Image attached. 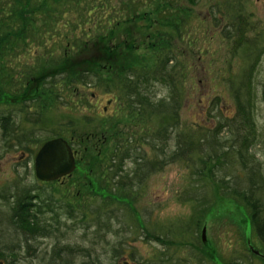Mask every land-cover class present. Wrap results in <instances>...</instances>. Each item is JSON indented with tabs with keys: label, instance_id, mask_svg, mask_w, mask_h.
I'll return each mask as SVG.
<instances>
[{
	"label": "rangeland",
	"instance_id": "obj_1",
	"mask_svg": "<svg viewBox=\"0 0 264 264\" xmlns=\"http://www.w3.org/2000/svg\"><path fill=\"white\" fill-rule=\"evenodd\" d=\"M132 1L134 4H130V0H77L76 3L63 0V5L55 12L41 6L44 10L34 18L39 32L35 40L27 41L19 48L16 57H7L8 69L15 67V78L21 77L20 73H32L35 68H38L35 73L40 74L49 61L63 54L73 57L71 69L88 67V71L97 72L99 64L104 68L112 65L110 74L108 69L97 72L103 77L98 87H69L71 92L65 99L66 106L50 101L53 108L42 123L25 125V128L35 130L40 138L61 135L73 142L77 149L89 148L79 152L77 170L73 176L60 182L58 187L63 190L59 194L47 186L46 193L53 196L54 209L62 208L66 200L65 205L71 202L75 207L89 210L94 195L97 199L95 205L103 203L107 207L101 212L106 210L104 216L112 221V229L120 228L117 233L103 231V215L101 222L92 223L60 214L62 224L53 234L43 237L41 229L26 234L29 244H23L19 251H15L17 264H60L59 252L64 264H119L125 260L131 264H158L159 257L165 259L162 252L167 255L165 264H199L198 259L203 257L205 264H229L234 254L246 251L250 224L244 206L234 203L232 197L224 192L218 193L212 186L213 207L201 223L199 234L193 231L191 220L196 203L183 201L191 193L187 192L190 172L183 162L169 163L161 171L152 173L142 185L138 180L132 185L129 181L126 188L116 192L110 190V179L114 175V169L109 168L113 146L133 145L136 141L142 144L149 159L156 160L152 147L144 145L142 137L155 131L159 125L158 119L148 123L135 111L130 112L124 94L113 85L112 75L122 74L131 67L145 72L156 65L158 57L168 55L171 50L178 63L165 72L176 77V87L182 92L180 118L183 127L194 119L203 125L212 124L208 109L216 98L222 115L231 116L235 113L234 93L245 80L255 50L248 49L247 45L235 50L234 45L238 43L229 35L239 26L246 25L248 41H257L258 48L264 49V0ZM30 8L31 12L35 10ZM149 26L153 29L152 37L147 29ZM51 70L55 72V69ZM140 74L143 73L138 72L132 78L143 90L146 89L145 82ZM255 75L249 85L255 97L252 118L256 127V141L250 153L255 155L258 170L263 175L255 194L263 206L260 196L264 194V55L260 56ZM153 86L152 92L157 93V98H163L170 91L165 83L157 82ZM246 90L244 88L241 92L247 93ZM25 100V97L3 96L0 105H18ZM196 114H199L198 118H194ZM230 136L233 140H229V144L238 146L236 136ZM87 139L89 143H85ZM36 146L33 154L17 150L5 151L0 156V229L3 230L0 237L8 246L15 244V240L7 232L10 220L7 203L11 202L3 199L8 193L5 187L9 188L18 174L28 175L29 182L37 186L34 173ZM168 147L171 149L172 145ZM133 163L128 161L123 165L121 181H125V174H134ZM234 164L230 161V167L220 171V176L237 173ZM250 172L246 174L249 176ZM87 185L89 189H84ZM231 185L243 188V184L231 182ZM111 214L116 218L112 216L111 219ZM51 216L46 213L44 218L52 225ZM188 229L192 230L191 234ZM204 230L207 241L193 245L197 234L202 237ZM17 236L24 240L23 235ZM120 242L125 244L126 257L114 260L111 257L113 249ZM257 246L260 247L258 243ZM88 251L91 257L85 256ZM131 256L135 257L134 262ZM252 264H264V261Z\"/></svg>",
	"mask_w": 264,
	"mask_h": 264
},
{
	"label": "trees",
	"instance_id": "obj_2",
	"mask_svg": "<svg viewBox=\"0 0 264 264\" xmlns=\"http://www.w3.org/2000/svg\"><path fill=\"white\" fill-rule=\"evenodd\" d=\"M62 1L6 0L5 2L0 0V99L3 96H12L13 98L25 97L27 99L18 105H0V156L5 151L17 150L23 153L33 154L35 151L34 145L36 144V147L39 149L48 140L59 137L65 139L61 135L40 138L35 133V130H26L25 125L41 124L46 114L53 108L50 105V101L58 102L61 106H66L65 103L67 100L65 99H67L71 92L69 87H73L74 89L79 86L98 87L97 84L103 82L101 81L103 77L97 72L108 69L109 71L107 73L110 74L112 71V65L111 67L107 65L104 68L100 64L96 66L97 72L88 71L87 69L90 68L81 66L80 70H76V68L71 69L74 61L73 57L68 56V54H63L60 58H54L52 61H49L48 66L45 67L46 69L41 71L40 74L35 73L38 68H35L32 73H27L25 70L26 73H20L19 75L21 77L19 76L17 79L15 78L16 74L14 72L15 67L8 69V65H6L7 57L9 56L11 59L13 56L16 57L18 49L24 47L27 41H34L39 33L34 18H38L42 10H44L43 7L45 9L48 8L50 12H55V9L63 5ZM70 1L73 3L77 2V0ZM129 3L134 4L132 0ZM41 6L43 7L41 8ZM30 7H33L35 10L31 12ZM147 29L152 37V27L149 26ZM245 31H247V26L241 25L229 35V37H233L238 43L234 45L235 50L242 49L245 45L248 46V49L255 50L254 59L249 63L242 86H239L235 93L233 92L235 113L231 116L224 117L218 107L219 99H213L210 103L211 108L208 109L210 111L209 119L213 123H209V125H203L200 121L197 122L194 119L183 127V122L180 118L182 103L180 94L182 92L179 87H176V77L171 73L165 72L168 67L171 68L178 63L176 56L171 50L168 51V55L158 57L155 61L157 62L156 65L146 69L145 72L143 69L139 70L138 68L131 67L122 74L115 73L112 75L113 85L117 88V91L120 90L124 94L130 107V112L135 111L137 115L148 123L153 119H158L159 125L155 131L147 133L143 136L144 138L142 137L143 144L150 148L152 147V151L156 155V160L149 159L147 152L143 151L142 144H137L136 141L133 143V145H136L133 148H131L133 145L128 144H115L113 146L112 163L109 168L111 171L114 169V175L110 179L112 182L110 184L112 187H110V190L116 192V190L126 188L129 181H131L130 184L132 185V183L138 180L142 185L152 173L161 171L169 163L183 162L190 172V184L187 192H191L183 201L196 203L195 213L191 220L194 224L193 231L199 234L203 219L213 207L210 195L212 191L210 186H212L218 193L224 192L226 196L240 201L243 206L249 209L248 211L251 215L254 216L256 214L259 216L258 219L256 218V221H253V229L255 237L262 241L264 245V205L262 206L256 200L255 195L260 188V186H257L259 184L258 181H260V178L263 179V175L258 170L259 163H256L255 155L250 153L252 145H255L256 141V127L254 118H252L253 99L255 97L249 90L252 78L256 76L255 71L258 68L260 56L264 55V49L258 48L259 44L257 41H251L250 43ZM239 39L240 41L238 42ZM77 47L79 48L80 45ZM116 55L119 56L120 54ZM51 69H55V72ZM138 72L143 73L140 76L142 77V81L144 79L146 89L142 90L132 78ZM157 82L165 83V86L170 90L168 91L169 95L167 94L163 98H157V93L152 92V87L154 91L153 84ZM244 88H247V93L241 92ZM137 102L139 104L138 107ZM198 117L199 114H196L194 118ZM230 135L236 136L237 143H239L238 146L233 147L232 144H229V140H233ZM89 141L87 139L85 143H89ZM70 144L78 154L79 152L89 150L88 147L77 149L73 142H70ZM169 145H172L171 149L168 147ZM135 155H137L136 158ZM128 161H133V164H135L134 174L132 176H129V173L125 174V181L123 182L121 181L124 173L123 165ZM230 161H233V164L236 163L234 166L238 170L237 173L233 174L231 172V175L228 176L227 174L228 177L220 176V171H225L230 167ZM247 165V168L244 167ZM248 172H250L249 176L246 174ZM27 176L18 174L9 188L8 186L5 187V192L7 191L8 193L5 194L3 199L5 202H11L7 203L10 209V220H8L9 229H7V232L15 240V244L8 246L5 242H2L0 237V263L2 264H17L15 251H19L23 244H29L26 234H33L35 233V229H41L43 237H47L53 234L56 229L58 230V227L62 224L59 220L60 214L70 216L74 219L78 218L84 222L91 221L92 223H99L101 222V215L104 216L107 213L106 210L105 213L101 212V210L103 211V209L107 208L103 203L98 204L96 202L98 205H95L97 199L94 195L91 196L92 200L90 202L92 203L88 206L89 210L79 206L75 207L71 202L65 205L66 200L62 208L54 209L53 196L46 193L48 190L47 186H50L52 192L59 194L61 192L60 190L63 189H60L58 185L71 176L56 182H41L38 180L37 186L29 182ZM231 182L237 185L243 184V188H237L236 186L233 188ZM104 187L107 189L106 183ZM83 188L89 189V186L87 185ZM42 192L46 194H41ZM202 192H205V195ZM46 195L47 199H45ZM13 198L14 201H12ZM260 199L264 201V194L260 196ZM46 213L52 215L50 220L52 221V225L46 223L48 221L44 218ZM112 216L111 214V219H113ZM113 217L116 218V216ZM102 220L105 224L103 228L100 226L99 230L102 228L103 231L119 232L120 228L118 230L112 229V221H108L109 219L105 218V216ZM1 227L3 229V226ZM12 229L13 231L11 232ZM2 231L0 229V233ZM17 234L23 235L24 240L20 236L16 237ZM198 234L197 241L193 245L201 242L199 241L201 237ZM190 236H193V234ZM123 245L125 244H121L120 242L115 247L116 249H113L112 259L116 260L120 256L122 258L126 257L124 255L127 249ZM89 253L90 251L85 256L91 257ZM242 253L241 251L235 254L229 264H252L253 261L251 258ZM57 254L61 258L60 264H64L65 260L62 258L63 255L61 256L60 252ZM162 256L165 259L163 260V258L161 259L159 257L158 264H165L167 262L165 252H162ZM130 258L132 262L135 261L134 256ZM203 258L198 259L199 264H205V259ZM121 263L123 262L119 264Z\"/></svg>",
	"mask_w": 264,
	"mask_h": 264
},
{
	"label": "water",
	"instance_id": "obj_3",
	"mask_svg": "<svg viewBox=\"0 0 264 264\" xmlns=\"http://www.w3.org/2000/svg\"><path fill=\"white\" fill-rule=\"evenodd\" d=\"M76 157L77 152L66 139L59 137L48 140L41 145L35 155V175L42 182H56L70 177L77 169ZM121 264L130 263L125 260Z\"/></svg>",
	"mask_w": 264,
	"mask_h": 264
},
{
	"label": "flooded vegetation",
	"instance_id": "obj_4",
	"mask_svg": "<svg viewBox=\"0 0 264 264\" xmlns=\"http://www.w3.org/2000/svg\"><path fill=\"white\" fill-rule=\"evenodd\" d=\"M231 200H233L234 203H237V204H238V202L241 203L240 201L236 200L235 198H232ZM243 208L246 210V211H244L245 216L249 220V224H250V238L247 241L246 251H244L242 254H244L245 256H249L253 262L258 261V260L264 261V245H263L262 241H260L258 238L255 237L254 229H253V227H254L253 221H256V218L258 219L259 216L256 214L253 216L248 211L249 209H247L245 206ZM206 217L203 219V221L206 219ZM205 234H206V232L204 230V232L202 233V237H201L202 243L207 241V240L206 241L204 240V237L206 239ZM257 243L259 244L260 247L257 246ZM252 246H254V247H252ZM154 262H157V261H154ZM154 264H156V263H154Z\"/></svg>",
	"mask_w": 264,
	"mask_h": 264
},
{
	"label": "bare ground",
	"instance_id": "obj_5",
	"mask_svg": "<svg viewBox=\"0 0 264 264\" xmlns=\"http://www.w3.org/2000/svg\"><path fill=\"white\" fill-rule=\"evenodd\" d=\"M55 139V138H54ZM68 141V140H67ZM69 142V141H68ZM45 143V142H44ZM43 143V144H44ZM70 143V142H69ZM71 145V144H70ZM72 146V145H71ZM72 148H73V146H72ZM73 150H74V148H73ZM75 152H77L76 150H74ZM77 156H78V152H77ZM76 160H77V157H76ZM35 173V172H34ZM36 176V175H35ZM37 178V177H36ZM38 180V179H37ZM40 181V180H39ZM42 182V181H41ZM130 263V262H129ZM131 264V263H130Z\"/></svg>",
	"mask_w": 264,
	"mask_h": 264
}]
</instances>
